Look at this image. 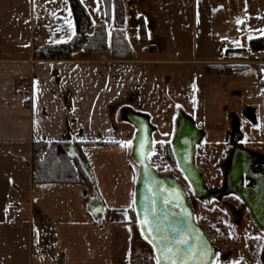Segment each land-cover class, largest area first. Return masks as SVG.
Returning a JSON list of instances; mask_svg holds the SVG:
<instances>
[{
  "label": "crops",
  "instance_id": "crops-1",
  "mask_svg": "<svg viewBox=\"0 0 264 264\" xmlns=\"http://www.w3.org/2000/svg\"><path fill=\"white\" fill-rule=\"evenodd\" d=\"M134 1H146L151 7L137 12L139 45L136 50L127 38L132 50L128 60L111 58L108 43L103 51L78 50L69 61H40L33 57L34 50L50 43L41 36V11L34 0H0V264H129L137 175L128 154L136 129L126 116L146 118L153 143L157 127L150 108L159 107L161 116H170L167 129L170 120L181 115L174 100L171 107L167 104L170 112L163 108L171 97L170 82L164 80V71L153 68H177L175 80L183 77L181 65H200L208 76L264 68L228 64L251 49V40L264 37V0H206L209 17L203 11L197 14V0H189L193 10L189 17L183 7L182 13L162 11L160 4L171 5L173 0ZM123 10L125 23L124 6ZM188 22L195 35L193 44L185 45L182 30H187L183 23ZM123 28L127 37L124 24ZM201 34L217 41L230 37L234 44L223 43L227 49L220 59L211 42L198 49ZM185 47L190 58L171 56L170 52L181 53ZM160 51L165 54L156 58ZM220 65L231 68L213 70ZM24 83H29L30 93L16 94ZM151 94L160 101L152 104ZM158 124V131L167 132ZM34 142L80 143L93 178L91 191L80 184L32 183ZM91 195L103 206L101 224L87 211ZM117 212L128 213L129 219L116 220Z\"/></svg>",
  "mask_w": 264,
  "mask_h": 264
},
{
  "label": "rangeland",
  "instance_id": "rangeland-1",
  "mask_svg": "<svg viewBox=\"0 0 264 264\" xmlns=\"http://www.w3.org/2000/svg\"><path fill=\"white\" fill-rule=\"evenodd\" d=\"M79 1L88 11L93 26L103 23L107 32L110 33L111 24L102 18L98 0ZM173 2L171 5L160 4V7L163 6L162 11L168 8L171 12L179 10L182 13L183 7L189 17L190 11H193L189 0H173ZM205 2L206 0H197V14L200 16L204 12L209 17L210 9L208 5H205ZM34 3L36 9L41 11V36L45 38L46 42L55 44L71 40L75 28L68 0H34ZM122 3L126 13L124 27L127 38L137 50V45H139L136 31L137 12L139 9L140 12L142 10L147 12L151 6L149 3L145 4L146 1L135 3L134 0H122ZM183 24L187 28L186 30L184 27L182 30L185 32V37L182 38L187 41L185 45H188V41L189 45L190 42L193 44L195 32L189 30V26H187L190 24L189 22ZM213 38L210 35L201 34L198 36L196 41L198 49L205 42L207 45L211 42L212 46L219 51L221 59L227 49L223 43L228 42L230 46L234 43L230 41V37L221 36L219 37L220 41ZM237 40H242V38ZM241 44L246 46L243 40ZM188 49L185 47L181 53L170 52V54L171 56L180 54V56L190 58L191 53ZM164 54L160 51L156 58H162L161 56ZM197 55H200L199 51ZM197 59L199 58L197 57ZM166 67L153 68L156 72L157 68H160L164 74H167L164 76V80L166 83L170 82L169 88L172 90L171 97L166 103L164 102V107H162L170 112L172 100H174L179 105L178 110L175 109V111L180 112L181 115L174 116L170 120L169 129H167L165 123L169 121L170 116H161L159 107L158 109L150 108L149 113L155 114L152 123L158 129H160L158 124L160 123L167 131L160 132L155 128L156 132L153 135L151 147L155 158L153 155L151 156V169L160 176L174 180L185 192L189 193L186 182L182 180L174 160L168 153H170V148L178 135L180 124L186 120L195 124L201 133L199 142L195 144L196 168L206 187L211 192L219 193L220 196L209 202H202L192 194H187L195 222L213 245L214 255L211 264H264V230L255 217L254 209L252 210L245 200L233 191L234 187L231 184L226 186L225 183L224 185L230 161L239 151L247 153L246 159H250L249 156L254 157L249 163L251 173L253 171L261 173V175H256L254 172L249 176L245 175L242 187L246 188V191L252 189L264 193V86L261 81L264 79V68H261L260 71H257L255 67L239 68L224 74L208 76L204 74V68L200 65H181L178 69L184 79L180 77L175 80L173 71L177 68ZM172 82L177 83L175 84L177 89L173 88ZM154 86L161 88V84ZM174 90H180V92L174 93ZM151 96L154 98L152 104H156L154 102L157 100L160 101L159 97L155 98L152 94ZM168 103H170V107L167 108ZM150 114L149 116H151ZM163 122L164 124H162ZM158 132L160 133L156 138ZM166 150L169 152L166 153ZM132 151L133 144H130L128 146L129 158L136 169V175H138L139 166L133 159ZM253 181L259 182V185H249ZM247 185L250 186L249 189ZM231 187L233 190H229ZM88 191H91V187L88 188ZM134 197L135 188L133 202ZM87 198L90 200V197ZM263 205L261 203L262 207H264ZM259 209L261 211V208ZM262 216H264V211L261 213ZM115 219L127 220L129 215L117 212ZM137 236L140 237V234L136 232L134 237Z\"/></svg>",
  "mask_w": 264,
  "mask_h": 264
},
{
  "label": "water",
  "instance_id": "water-1",
  "mask_svg": "<svg viewBox=\"0 0 264 264\" xmlns=\"http://www.w3.org/2000/svg\"><path fill=\"white\" fill-rule=\"evenodd\" d=\"M126 118L136 129L132 154L139 171L134 214L142 235L153 248L157 264H211L213 245L195 222L189 200L174 180L158 175L148 164L152 143L147 119L132 114ZM185 129L178 130L173 143L174 154L179 167L191 181L197 198H210L194 166V144L200 139V131L194 124V133ZM188 139L190 142H187ZM71 155H76L74 148L71 149ZM82 165L89 171L85 164ZM239 178L237 175V183ZM87 211L94 220L102 223L104 209L97 196L88 203ZM256 219L264 230V216L262 220Z\"/></svg>",
  "mask_w": 264,
  "mask_h": 264
},
{
  "label": "trees",
  "instance_id": "trees-1",
  "mask_svg": "<svg viewBox=\"0 0 264 264\" xmlns=\"http://www.w3.org/2000/svg\"><path fill=\"white\" fill-rule=\"evenodd\" d=\"M68 2L75 28L73 37L68 42L47 44L36 48L33 52V57L36 60L69 61L78 50L103 51L107 48L108 43L110 44L111 58L128 60L131 57L132 50L123 28L124 10L121 0H98L102 18L112 24L110 37H108L107 29L103 23L93 26L88 11L79 0H68ZM141 40L145 41L143 28L141 29ZM250 43L251 49H264V37L253 39ZM238 67L241 66L238 65ZM229 68H231L229 65H220L213 70L224 72ZM165 147L167 146L165 145ZM72 148L76 150L74 156L71 155ZM82 163L88 168L81 152L80 143L34 142L32 144L31 181L35 184H80L88 190L94 186L93 178ZM91 196L93 197V195ZM131 215V223L135 230L129 264H157L152 246L138 227L134 210L131 211ZM136 232L140 234V237H134Z\"/></svg>",
  "mask_w": 264,
  "mask_h": 264
},
{
  "label": "flooded vegetation",
  "instance_id": "flooded-vegetation-1",
  "mask_svg": "<svg viewBox=\"0 0 264 264\" xmlns=\"http://www.w3.org/2000/svg\"><path fill=\"white\" fill-rule=\"evenodd\" d=\"M137 123H139V122H137ZM180 125L181 126H180L179 130L180 129L183 130V129L186 128L185 130L189 129L190 132H192V133L195 132V130L193 129V123L191 121H189V120L184 121ZM195 127L197 128L196 125H195ZM200 135H201V133H200ZM190 136H191V134H190ZM190 136H188V137H190ZM200 138H201V136H200ZM187 142H190L189 139L187 140ZM198 142H196L195 144H197ZM195 144H194V166H195V169L197 170L196 164H195ZM152 155H154V154L152 152H150V154L148 156V164H149V166L151 165L150 160H151V156ZM168 155L171 156L172 159L174 160V163L176 164V166L178 168V173L182 176V180L184 182H186V184H187V186L189 188L188 189L189 193L185 192V190L176 182L177 185L180 187V189L183 191V193L185 194L186 197H187V194H192L193 197L197 198L196 193L194 191V188H193V185H192L191 181H189V179L187 178L186 174L181 170V168L178 165L176 156L174 154L173 145L171 146L170 153H168ZM245 156H248L247 153H243V152H239L238 151L237 154L234 156L235 161H234V159H232L230 161L229 170H228V174H226V177H225L226 180L224 182V185H225V183H226V186L228 184L229 185L231 184L232 187H234V190L232 189V187L229 190L235 191V193L238 196H240L243 200H245V202L247 203V205L249 207H251L252 210L254 209L255 217L260 220L261 219V213L264 211V207L261 206V203L264 204V193H262L261 191H258V190H256V191H258V192H256L255 190H252V189L246 191V188H243L242 187L243 181H244L243 179H245V175H248L249 176L250 174H252L254 172L253 171L251 173V170H249L250 169L249 168V163H250L251 159L252 160L254 159V157L249 156L250 159H246ZM182 163H184V162L182 161ZM183 167L185 169H187V166L183 165ZM197 172H198V170H197ZM254 174L261 175V173H259V172H254ZM199 175H200V173H199ZM237 175L240 176L238 183H237ZM255 184H256V186H258L259 185V182L255 183L253 181V183L252 184H249V185H255ZM204 185H205V183H204ZM249 185H247L248 186V189L250 187ZM205 187H206V185H205ZM206 190L209 193L208 195L207 194L206 195L207 196H211V197L210 198H204L203 200L200 199V198H197L198 200H200L202 202H209V201H211L213 199H217V198L220 197L219 196V193L211 192L207 187H206ZM187 199H189V198L187 197ZM189 202H190V200H189ZM259 208H261V211H260Z\"/></svg>",
  "mask_w": 264,
  "mask_h": 264
},
{
  "label": "built area",
  "instance_id": "built-area-1",
  "mask_svg": "<svg viewBox=\"0 0 264 264\" xmlns=\"http://www.w3.org/2000/svg\"><path fill=\"white\" fill-rule=\"evenodd\" d=\"M228 64L233 65H241V66H264V49H249L244 51L236 58L228 61ZM31 91V87L29 83H24L20 87L15 90V93L20 94H29ZM20 216L18 214L15 215V219L18 220Z\"/></svg>",
  "mask_w": 264,
  "mask_h": 264
}]
</instances>
